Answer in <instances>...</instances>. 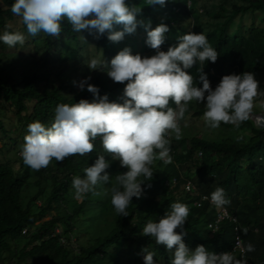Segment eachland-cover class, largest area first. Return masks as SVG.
<instances>
[{"label":"trees","instance_id":"obj_1","mask_svg":"<svg viewBox=\"0 0 264 264\" xmlns=\"http://www.w3.org/2000/svg\"><path fill=\"white\" fill-rule=\"evenodd\" d=\"M0 1V34L5 30L15 31L16 17L11 12L14 0ZM188 1H191L190 6ZM128 2L142 8L137 19L145 23L150 21L149 30L161 22L168 26L162 45L166 49L176 46L178 38L190 31L206 35L219 55L215 63L206 61L201 65L197 62L187 70L197 87H202L198 82L201 68L211 86L225 75L264 71V0H229V6L225 0L202 3L200 12L192 7V0H166L163 7L148 6L147 0ZM195 14L200 17L199 21L194 19ZM248 19L251 20L249 24L246 23ZM257 19L263 25L257 24ZM19 29L27 33L22 21L21 28L16 31ZM62 29L58 39L44 33L30 36L34 49L43 48L45 53L54 49L58 61L66 60L67 54L69 59L85 63L86 69L85 42L66 20L62 21ZM114 30H121L120 26H115ZM107 35L96 40V57L102 50L103 59L110 60L125 47L130 48L133 55L139 54L137 39L142 44V54H155L145 43L146 32L142 27L137 28L135 35L126 36L121 46L120 42H110ZM25 46V43L17 44L14 48ZM7 48L10 47L0 41V52L5 53ZM80 81L81 76L75 75L73 70L54 73L45 67L31 74L21 73L15 80L0 77V132L15 144L11 135L17 131L22 137V149L31 122L38 120L50 126L58 104L78 103L81 99L93 101L86 87L81 91L77 86ZM88 83L99 88L100 96L107 95L109 102L123 103L127 82L109 83L96 78ZM169 106L175 108L174 104ZM8 112L14 114L16 121L10 119L6 125L4 117ZM227 128H231V135L219 142L192 136L181 139L185 144L177 146V139L169 137L172 162L164 164L157 160L151 166L152 179L140 178L145 183L143 194L139 199L132 198L127 217L119 216L111 204L110 188L116 183L114 177L127 171L118 167L117 161H111L107 169L112 178L109 184L97 185L95 192L86 194L82 200L74 198L72 178L83 177L84 169L99 155L111 160L99 137L94 141L92 153L83 157L70 156L63 163L53 160L39 171L26 166L22 157L21 172L14 171L11 162H0V264H143L144 248L156 253V264L170 263L171 253L165 246L157 245L153 237L143 236L142 229L150 220L159 222L175 202L188 205L190 210L184 225L187 234L183 237L190 250L202 245L216 254L231 252L235 240L234 223L225 221L212 234L207 224L214 210L208 202H203L199 208L193 205L198 197L184 191L180 182L185 180L192 182L200 195L210 197L217 187L225 190L230 204L224 207L236 217L243 244L250 243L255 248L251 253H244L245 259L250 264H264V127H255L249 119L239 128L233 125ZM238 131L246 134L237 141L234 136ZM182 174L186 175L185 179ZM173 179L174 186L166 185ZM32 186L37 191L27 196ZM39 197L43 198L40 199L42 204L35 202ZM52 210L61 212L37 224ZM56 228H60V233H56ZM232 254L239 259L236 253Z\"/></svg>","mask_w":264,"mask_h":264},{"label":"clouds","instance_id":"obj_2","mask_svg":"<svg viewBox=\"0 0 264 264\" xmlns=\"http://www.w3.org/2000/svg\"><path fill=\"white\" fill-rule=\"evenodd\" d=\"M165 4L166 0H147L148 6ZM141 11L139 5L128 0H14L11 5V12L21 19L32 37L44 33L58 39L65 20L75 33L87 31L94 39L108 33L107 39L113 43L123 41L126 35H135L138 27L144 28L145 43L155 50L154 55H133L131 49L125 47L110 62H105L102 50L99 57L88 61L90 71L104 72L118 84L127 82L123 103L109 102L107 95L100 96L99 88L88 83L91 76L86 77L77 86L81 91L86 87L93 101L81 99L78 103L58 104L50 126L38 120L31 122L20 153L26 166L39 171L53 160L63 163L70 156L92 153L94 141L99 137L111 160L99 155L84 169L83 177L72 178L74 198L82 200L86 194L94 193L97 185L109 184L112 178L107 169L111 161H119L120 167L127 171L115 175L116 183L110 192L111 204L122 217L129 216L127 209L132 198H141L145 183L140 178L152 179L154 162H172L169 137L174 134L175 139L181 138L180 121L185 119L189 102H204L202 119L209 129H217L221 123L239 128L250 119L258 99L264 107V91L259 89L252 72L225 75L213 90L201 68L198 82L202 87L194 85V77L187 70L197 62L201 65L206 61L215 63L219 55L206 35L190 31L178 38L176 46L161 51L169 28L161 22L149 30L150 21L137 19ZM115 26H120L121 30H114ZM80 37L84 41V37ZM26 38L20 31L5 30L0 34V41L9 47L23 45ZM73 84L76 85V81ZM210 202L217 208L230 204L222 187L210 194ZM189 214L188 205L172 203L170 211L159 222L146 223L142 234L153 237L157 245L165 246L171 253V264H247L232 252L216 254L202 245L190 250L183 242ZM243 232L246 234L247 229ZM236 240L242 254L255 251L254 245H244L239 237ZM142 252L143 264H156L154 251L144 248Z\"/></svg>","mask_w":264,"mask_h":264},{"label":"rangeland","instance_id":"obj_3","mask_svg":"<svg viewBox=\"0 0 264 264\" xmlns=\"http://www.w3.org/2000/svg\"><path fill=\"white\" fill-rule=\"evenodd\" d=\"M223 0H192L193 4L192 7L196 8L199 12L201 11V4H214V3H220ZM227 6H229L230 2L229 0H225ZM191 2V1H190ZM0 5H2V2L0 1ZM16 17V22L15 26H13L16 29L21 28V19L17 16ZM194 19L199 21L200 17L195 14ZM238 20V21H237ZM235 20L237 25L239 24V18ZM250 19L246 22L247 24L250 23ZM256 23L259 25H263V23L259 22V19L256 20ZM20 30V29H19ZM20 32H23V30H20ZM25 34V33H24ZM86 34V35H84ZM79 37L83 36L84 37V42L86 44V51L84 52V58L86 60V64L88 66V61L90 58L96 57V40L93 38V35H89L87 31H82L81 33L78 34ZM25 36L26 41H25V48H14L10 47L7 48L6 51L0 52V77L3 79H10L13 78V80L18 77L21 73H27L31 74L33 73L37 68L45 67L46 69H49L50 71L58 72V71H69L73 70L75 75L81 76L82 80H84L86 77L91 76V79L89 81H94L96 78L98 79H103L105 81H108L109 83L112 82V80L106 75V73L101 72V71H90L89 68L87 67L86 69L84 68L85 63L71 60L69 59L68 55L66 54L65 57L67 58L66 60H60L58 61L57 53L54 51V49H51L48 53H45L43 48H38V50H35L34 43L31 42V37L26 33ZM128 36V35H126ZM123 39V41L120 42V46L123 44V42L126 39ZM143 36H140V38ZM81 38V37H80ZM82 40V39H81ZM30 43V45H29ZM138 45V51L140 52L139 54L142 57L145 56H151V54H145L141 53L142 51V44L140 43L139 39H137ZM28 44V45H27ZM162 47V46H161ZM162 51H167L166 48L163 47ZM98 57V56H97ZM105 62H110V60L106 59L105 57ZM255 79L259 82V89L261 91H264V71L263 72H257L254 73ZM56 85H58V81L55 82ZM218 84V83H217ZM215 84L212 86L213 90ZM264 99V98H262ZM203 112H204V102L198 104L195 101L189 102L188 104V111L185 113V119L180 121L181 125V130H182V136L179 140H176L177 142L175 143L177 146H181L183 143L185 144V140H181L183 138H190L192 136H197L200 138H203L204 140H213L216 142H219L218 140H223L226 137L231 135V128H227L231 124H222L220 125L219 128L217 129H209L205 126V123L202 119L203 117ZM15 120L14 114L11 112H8L5 114L4 120L5 124L7 125L8 120ZM250 121L253 123V125L256 127H264V107L260 106V99L257 100L256 106L253 109L252 115L250 117ZM15 124V122H13ZM13 124V125H14ZM8 127V126H6ZM233 130V129H232ZM246 134V133H245ZM240 134L239 131L238 133L234 136L235 139L238 141L242 137L244 138L245 135ZM175 135L171 134L170 138L174 139ZM12 139H15L16 143L13 144L10 139L7 136H4L0 132V162H11L14 168V171L16 172H21V167H20V159H21V143H22V137L19 135L17 131L13 132L11 135ZM181 140V141H180ZM117 166L120 167L119 161H117ZM183 175V174H182ZM186 175L182 176V179H185ZM32 182V179H31ZM181 187H183L182 183L183 181L180 182ZM171 185V183H169ZM34 191H37L35 187L32 186V188L27 191V196H30ZM40 199H43L39 197L38 199L35 200L37 204H42V201ZM57 212H61V210H52L50 213L46 215V218L41 220L39 223H42L44 221L50 220L53 216L56 215ZM60 228H56V233H60ZM75 241V239H73ZM74 248H76V245H72ZM129 249H126L125 251H128ZM194 251V250H192ZM158 264H171V262H159Z\"/></svg>","mask_w":264,"mask_h":264},{"label":"built area","instance_id":"obj_4","mask_svg":"<svg viewBox=\"0 0 264 264\" xmlns=\"http://www.w3.org/2000/svg\"><path fill=\"white\" fill-rule=\"evenodd\" d=\"M188 6L191 5V2L188 1L187 2ZM162 47L160 48V50L162 51ZM198 157L201 156V153H198L197 154ZM171 183V185L169 184ZM176 183L175 179H173L171 182H166V185H169V186H174ZM181 184V183H180ZM183 189L186 193H189L190 195L192 196H195V197H198L197 200L193 203L194 206H196L197 208L201 207L202 206V203L203 202H208L209 205L213 208L214 212H213V219L208 222L207 224V229L213 234L215 232H217L221 226V224L225 221H229L231 223H234V228H233V231H234V236H235V240H234V244L232 246V249H231V252L233 253H236L237 256L239 257V259H245V254L241 253L240 251V248L237 247V240L236 238L239 237L240 238V235H239V226L237 224V219L235 216H232L231 214H229V212L227 211V209L225 207L223 208H217L215 207L214 205L211 204L210 202V197H208L207 195H200L196 189V187L192 184V182L190 181H187L185 180L183 183ZM241 240V238H240ZM242 241V240H241ZM247 261V260H246ZM247 264H250L248 261H247Z\"/></svg>","mask_w":264,"mask_h":264}]
</instances>
